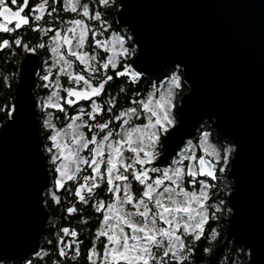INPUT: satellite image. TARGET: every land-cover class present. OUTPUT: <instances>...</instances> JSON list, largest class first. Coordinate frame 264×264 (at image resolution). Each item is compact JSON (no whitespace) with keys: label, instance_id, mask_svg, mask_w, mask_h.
Segmentation results:
<instances>
[{"label":"snow or ice","instance_id":"1","mask_svg":"<svg viewBox=\"0 0 264 264\" xmlns=\"http://www.w3.org/2000/svg\"><path fill=\"white\" fill-rule=\"evenodd\" d=\"M131 8L0 0V53L12 68L0 75V152L15 142L22 176L11 232L0 211V264H195L224 224L230 264H264V212L253 221L245 209V123L225 132L222 111L196 107L188 61L159 57ZM260 168L264 180V144ZM54 206L47 249L13 259L7 246L43 232Z\"/></svg>","mask_w":264,"mask_h":264},{"label":"water","instance_id":"2","mask_svg":"<svg viewBox=\"0 0 264 264\" xmlns=\"http://www.w3.org/2000/svg\"><path fill=\"white\" fill-rule=\"evenodd\" d=\"M131 3L132 18L149 47L161 58L179 56L188 61L191 76L197 81L196 107L212 106L222 111L225 132L228 124L236 120L245 123L254 161L245 209L249 219L259 220L264 212L260 168L264 144L261 0H131ZM21 180L19 151L10 139L0 152V211L10 232L18 211ZM54 222L48 212L44 230ZM227 230L228 226L226 240L233 247V237L227 235ZM43 232L37 234L34 230L27 240L9 244L6 251L15 259L30 247L36 249Z\"/></svg>","mask_w":264,"mask_h":264},{"label":"trees","instance_id":"3","mask_svg":"<svg viewBox=\"0 0 264 264\" xmlns=\"http://www.w3.org/2000/svg\"><path fill=\"white\" fill-rule=\"evenodd\" d=\"M115 19V17H114ZM7 59V53H0V75H3L5 70L11 71L12 68L5 62ZM20 58L17 57V60ZM157 77L154 75L152 77H149V82H156ZM159 86V85H157ZM117 86H113V94H115ZM141 87H145V85H141ZM227 224H224V230L223 233H220V237L217 241L212 242L210 245L213 249L212 255L205 256L200 249L198 248L196 253H195V264H230L229 257L234 255L233 253L230 252V249L232 248V242L224 243L226 239V228ZM202 244H206V242H202ZM222 251L220 252L219 258L214 260L215 253L218 249H221Z\"/></svg>","mask_w":264,"mask_h":264},{"label":"flooded vegetation","instance_id":"4","mask_svg":"<svg viewBox=\"0 0 264 264\" xmlns=\"http://www.w3.org/2000/svg\"><path fill=\"white\" fill-rule=\"evenodd\" d=\"M27 38H30V36H26V39ZM48 212L50 213V215L52 216V218L54 219V223H49L47 228L44 230V232L41 234V237H40V244L39 246L36 248V250H39V248H46L47 249V244H46V239L48 237V233L49 231H54L55 228L57 226H59L60 224V220H59V209L55 208V206L51 209L48 210ZM75 223V221H74ZM33 264H41V262L39 261H33Z\"/></svg>","mask_w":264,"mask_h":264},{"label":"rangeland","instance_id":"5","mask_svg":"<svg viewBox=\"0 0 264 264\" xmlns=\"http://www.w3.org/2000/svg\"><path fill=\"white\" fill-rule=\"evenodd\" d=\"M223 226H224V225H223ZM223 226L220 228V233H223V230H224V227H223ZM230 242H231V241H230Z\"/></svg>","mask_w":264,"mask_h":264}]
</instances>
